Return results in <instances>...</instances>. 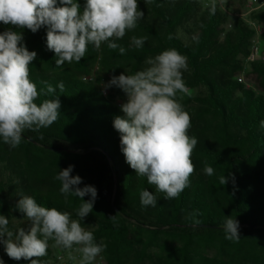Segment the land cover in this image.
Returning a JSON list of instances; mask_svg holds the SVG:
<instances>
[{
  "label": "trees",
  "instance_id": "trees-1",
  "mask_svg": "<svg viewBox=\"0 0 264 264\" xmlns=\"http://www.w3.org/2000/svg\"><path fill=\"white\" fill-rule=\"evenodd\" d=\"M76 2L82 12L86 0ZM137 2L143 18L122 39L114 40L126 49L123 55L119 48H109L108 42L99 49L89 44L79 63L65 62L60 67L55 64L56 54L47 48L46 26L33 33L0 22V34L20 32L21 43L37 53L29 65V78L40 92L34 102L39 105L58 98L61 104L57 121L39 131L26 129L18 147L0 138V215L8 218L9 228L17 220L25 223L27 231L30 223L16 207L20 195H27L41 206L80 220L77 210L82 200L62 194L61 182L55 179L72 165L71 175L82 180L78 187L90 185L97 190L93 211L80 223L104 246L101 255L107 264H264V128L260 126L264 95L236 78L250 54L254 31L242 20L227 29L230 18L218 6L210 14L201 0ZM252 18L264 23V9ZM134 36L147 40L137 48L132 43ZM169 49L187 58V70L182 73L187 88L205 90L186 99L176 97L191 118L188 135L198 142L191 155L195 170L189 186L173 199H166L126 163L120 133L113 126L115 117L124 116L121 107L104 95L99 81L83 80L97 61L112 77L131 75ZM250 66L264 90V61ZM41 81L56 92L45 95ZM61 82L62 92L57 87ZM109 89L122 91L115 86ZM205 164L214 169L212 176L205 174ZM221 176L228 178L225 185L219 182ZM143 190L156 197L155 207L141 204ZM190 213L196 216L189 218ZM226 217L239 222L238 240L225 238ZM4 239L0 238L3 264H31L10 258ZM53 244L50 240L47 255L39 258L41 264L54 259L57 263ZM210 247L216 248L213 259L204 253ZM152 249L160 255L153 256Z\"/></svg>",
  "mask_w": 264,
  "mask_h": 264
},
{
  "label": "clouds",
  "instance_id": "clouds-1",
  "mask_svg": "<svg viewBox=\"0 0 264 264\" xmlns=\"http://www.w3.org/2000/svg\"><path fill=\"white\" fill-rule=\"evenodd\" d=\"M204 6L209 8L210 14H215L217 0H210ZM143 16L137 0H86L82 12L76 0H59V6L58 0H0L3 24L27 28L33 33L42 26L47 27L46 44L56 54L57 67L65 62L79 63L89 44L99 49L103 42H108L109 48H119L123 55L126 49L114 40L122 39L128 30L135 29ZM22 40L18 31L0 34V138L12 148L20 145L26 129L39 131L57 121L61 107L58 98L44 100L39 105L34 102L40 92L29 78V65L37 53L29 51ZM146 40L147 37H132L137 48ZM146 63L149 66L135 74L113 76L105 88L115 86L127 96V102L121 105L124 116H117L113 121L120 133L126 163L164 193L166 199H173L189 186L195 170L191 155L198 142L188 135L191 118L176 98L178 92H189L182 78V70H187V58L169 49ZM40 83L45 86L41 90L45 95L56 92L47 81ZM57 87L62 92L63 82ZM260 126L264 128V120ZM73 167L61 170L55 179L61 182L62 194H72L82 200L77 216L83 220L93 211L97 190L90 185L78 187L82 180L78 175H71ZM204 172L212 176L214 169L205 164ZM219 182L225 185L228 178L221 176ZM86 195L91 199L85 201ZM20 196L16 207L30 223L27 231L21 227L13 232L8 218L0 215V238L6 237L3 243L10 258L41 264L39 258L47 255L51 240L53 247L65 250L68 260L75 264H94L104 246L95 242L92 231L82 227L80 220L72 219L68 212L41 206L31 196ZM140 199L143 206L157 204L156 197L148 190L141 192ZM195 216L196 213L189 214V218ZM223 229L226 239L240 238L236 219L226 217Z\"/></svg>",
  "mask_w": 264,
  "mask_h": 264
},
{
  "label": "rangeland",
  "instance_id": "rangeland-1",
  "mask_svg": "<svg viewBox=\"0 0 264 264\" xmlns=\"http://www.w3.org/2000/svg\"><path fill=\"white\" fill-rule=\"evenodd\" d=\"M203 7L204 5L209 4L210 0H201ZM246 3V4H245ZM249 3V0H217V6L219 9L224 12L229 18L231 26L235 20H242L249 28L254 31V36L258 39L260 43V54H259V61H264V41L262 39V35L264 34V23H260L255 21L252 18L253 13L263 10L264 9V0H257V2L253 3L251 8L247 7ZM227 29H230L228 25L226 26ZM183 37V36H182ZM149 65L146 63L145 68H147ZM183 73V70H182ZM87 78H92V81H99L100 86L104 88V95L111 97L114 102L121 107L123 103L127 102V96L123 91H111L109 88H105V85L108 84V82L111 80L112 76L111 73L108 71H102L99 61L94 63L91 75ZM238 80L242 81L247 88L252 89L256 91L258 94L264 95V90L261 88L260 82L257 80V78L251 74V66L246 61V59L243 60V70L239 75L236 77ZM205 92L204 89L198 88V89H189V92L187 94L183 93H177L180 98L186 99L190 96H198L200 93ZM192 109V106L190 107ZM25 223L20 221H12V227L9 228L13 232L17 230L18 228H24ZM53 247V245H52ZM216 248L210 247L204 250L205 256L207 258L213 259L216 254ZM54 250V257L56 258L58 254L60 253L61 249L58 247H53ZM153 256L160 255V251L157 249H152L150 251ZM218 254V253H217ZM101 257L104 258L101 254L96 258V260ZM96 260L94 261V264H96ZM49 264H57L56 259L52 260ZM75 264V262L73 263ZM145 264H151L149 261H146Z\"/></svg>",
  "mask_w": 264,
  "mask_h": 264
},
{
  "label": "built area",
  "instance_id": "built-area-1",
  "mask_svg": "<svg viewBox=\"0 0 264 264\" xmlns=\"http://www.w3.org/2000/svg\"><path fill=\"white\" fill-rule=\"evenodd\" d=\"M256 0H249V3L247 5V7L252 6V4L255 2ZM228 27L231 28V24H228ZM259 54H260V43L258 41V39L254 36L252 39V44H251V48H250V54L249 56L246 58V61L250 64V63H254L259 61ZM84 81H92V78H84ZM78 255V254H77ZM61 257H63V259H61ZM73 261L68 260L67 258V253L64 252H60L57 256V264H73ZM96 264H107L103 258L99 257L96 260Z\"/></svg>",
  "mask_w": 264,
  "mask_h": 264
}]
</instances>
